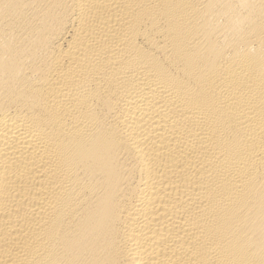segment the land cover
<instances>
[{
    "label": "bare ground",
    "instance_id": "6f19581e",
    "mask_svg": "<svg viewBox=\"0 0 264 264\" xmlns=\"http://www.w3.org/2000/svg\"><path fill=\"white\" fill-rule=\"evenodd\" d=\"M0 264H264V0H0Z\"/></svg>",
    "mask_w": 264,
    "mask_h": 264
}]
</instances>
